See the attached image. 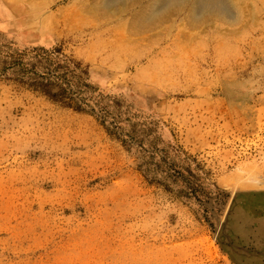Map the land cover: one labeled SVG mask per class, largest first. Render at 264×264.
<instances>
[{
    "label": "rangeland",
    "instance_id": "rangeland-1",
    "mask_svg": "<svg viewBox=\"0 0 264 264\" xmlns=\"http://www.w3.org/2000/svg\"><path fill=\"white\" fill-rule=\"evenodd\" d=\"M71 4L0 0L1 43L79 61L173 162L200 167L183 179L202 192L148 182L95 115L0 78V264H264V42L200 34L146 57L157 44L67 23Z\"/></svg>",
    "mask_w": 264,
    "mask_h": 264
},
{
    "label": "trees",
    "instance_id": "trees-1",
    "mask_svg": "<svg viewBox=\"0 0 264 264\" xmlns=\"http://www.w3.org/2000/svg\"><path fill=\"white\" fill-rule=\"evenodd\" d=\"M0 78L39 92L65 107L95 115L110 135L136 155L139 170L148 182L179 196L197 198L202 192L198 187L188 186L183 179L184 173L194 181L200 179V167L196 166L194 173L190 167L173 162L182 154L179 149L153 139L155 129L145 122L124 118L121 103L111 95L100 93L89 82L86 68L65 55L60 47L32 46L16 50L0 40Z\"/></svg>",
    "mask_w": 264,
    "mask_h": 264
},
{
    "label": "bare ground",
    "instance_id": "bare-ground-1",
    "mask_svg": "<svg viewBox=\"0 0 264 264\" xmlns=\"http://www.w3.org/2000/svg\"><path fill=\"white\" fill-rule=\"evenodd\" d=\"M65 1L46 0L42 4L40 0H8V3L14 7L27 8L30 14L37 16L39 11L51 10L55 5L59 7ZM69 2H72V13L65 19L67 23L91 26V29H101L102 33H109L113 27H118L122 29V34H126L122 36L124 40L126 37L130 43L139 42L145 48L146 43L157 44L159 50H147L144 54L146 57L157 51L164 55L172 53V50L178 51L180 46L185 45L181 39L194 38L193 41H196L200 34L207 36V42L218 37L239 38L242 42L251 40L255 44L264 42V0ZM150 48L153 49L152 46Z\"/></svg>",
    "mask_w": 264,
    "mask_h": 264
}]
</instances>
